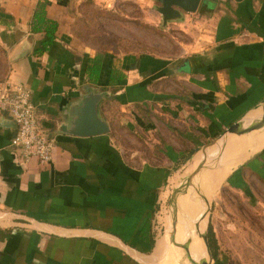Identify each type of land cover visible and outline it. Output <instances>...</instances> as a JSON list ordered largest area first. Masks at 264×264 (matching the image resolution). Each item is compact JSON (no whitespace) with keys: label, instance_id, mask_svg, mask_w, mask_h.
I'll return each instance as SVG.
<instances>
[{"label":"crops","instance_id":"crops-1","mask_svg":"<svg viewBox=\"0 0 264 264\" xmlns=\"http://www.w3.org/2000/svg\"><path fill=\"white\" fill-rule=\"evenodd\" d=\"M39 1L0 0V86L29 91L38 125L53 144L49 163L32 159L21 165L11 146L15 126L0 110V264H176L175 240L169 244L160 218L154 225L157 203L172 171L202 141L263 113L264 0H211L202 11L200 5L204 34L193 35L195 22L184 14L166 24L186 38L175 40L173 57L99 49L80 31L97 10L117 15L135 4L147 8V0H45L46 16L57 30L46 51L36 55L44 37L30 31V22ZM90 59L97 60L96 83L88 81ZM84 85L108 93L99 105L109 125L104 135L61 130ZM124 133L142 140L144 152L125 142ZM235 140L246 157L219 185L264 188V126L229 136L224 147ZM255 143L260 147L248 154ZM216 147L206 149L208 157ZM201 158L196 154L185 171H194L178 198L185 209L211 161ZM186 234L193 238L194 228Z\"/></svg>","mask_w":264,"mask_h":264},{"label":"rangeland","instance_id":"rangeland-1","mask_svg":"<svg viewBox=\"0 0 264 264\" xmlns=\"http://www.w3.org/2000/svg\"><path fill=\"white\" fill-rule=\"evenodd\" d=\"M147 2V8L135 4L130 12L122 8L117 15L112 12L109 15L105 10H97L95 15H89L90 17L84 19V25L80 31L84 33L90 44L99 49L114 48L123 51L133 50L135 53L153 52L161 56H177L178 49L175 40L186 41V38L175 28H166L167 25L162 27L160 15L155 11L158 4L154 0H147ZM121 3L119 2L118 6ZM200 9L202 11V8ZM184 16L188 17L190 22H195V26L191 27L193 35L205 33L206 24L201 26L199 23L203 19L200 12L199 14L197 12L184 13ZM2 71L3 65L0 64V74ZM122 135L125 142H130L131 146L139 149V152H144L142 140L133 139L126 133ZM138 137L140 138V135ZM202 142L206 144L205 140ZM167 143L176 142L168 140ZM123 147L127 150L128 145L125 144ZM208 160L213 159L208 158ZM183 170L178 171L179 173L172 171L174 173L168 179L169 188L166 187L161 193L154 213V225L156 227L158 218L162 224H165L161 226V230L166 229L169 244L174 238L173 223L176 221L177 225L178 220L184 221L181 208L177 205L174 209L169 198L172 184L177 182ZM250 187H242L240 191H236L222 183L212 193L202 232L210 233L214 238L216 255L215 258L212 257L211 264H264V188L255 187L252 184ZM181 244L182 242L176 243L174 249L175 263L193 264L190 258L192 260H197V258L191 257L189 252L188 255L181 248Z\"/></svg>","mask_w":264,"mask_h":264},{"label":"water","instance_id":"water-1","mask_svg":"<svg viewBox=\"0 0 264 264\" xmlns=\"http://www.w3.org/2000/svg\"><path fill=\"white\" fill-rule=\"evenodd\" d=\"M158 5L155 11L160 15L161 26L164 27L169 22L180 21L184 13L196 12L203 0H154ZM240 1V0H234ZM187 59H182V63H186ZM84 94L78 100L72 103L67 111V123L61 125V130L64 133L74 136H96L104 135L109 131L108 123L99 115V105L102 99L108 97L105 91H97L90 85L83 86ZM260 106L264 107V99L260 102ZM264 126V110L261 116L254 119L250 123H246L244 119L238 120L226 127V129L215 139L204 144L199 148L189 161L181 168L184 169L176 183L172 184V191L170 194V204L176 209L178 205V198L186 192L189 179L193 176L194 171L186 173L188 164L196 154H202L201 161L208 160V153L206 149L212 146H217V153L213 156L216 160L222 153L224 144L229 136L243 137L258 131ZM207 153V154H206ZM180 169V170H181ZM179 170V171H180ZM179 173V172H178ZM177 175V174H176ZM175 221V220H174ZM174 232L176 230V221L173 223ZM197 228V227H196ZM205 248L208 259H199L194 261L190 258L193 264H211L212 255L210 253L207 234L201 233L198 236ZM174 241V239L172 240ZM182 249L188 254V244L180 245ZM189 255V254H188Z\"/></svg>","mask_w":264,"mask_h":264},{"label":"bare ground","instance_id":"bare-ground-1","mask_svg":"<svg viewBox=\"0 0 264 264\" xmlns=\"http://www.w3.org/2000/svg\"><path fill=\"white\" fill-rule=\"evenodd\" d=\"M231 142L228 145H225V147L223 148V153H221V155L216 160L209 161V165L207 166L206 172L204 174L202 173L203 177H201L197 194L196 193L194 194L193 201L191 204H189L191 207L185 209V206L182 203L183 199L177 200L179 205L178 207L181 208V212L184 214V221L182 219L178 220L173 237L177 244L178 243L180 244V242H182V244L183 243L188 244V249L190 250V254L193 255L195 259L197 258V260L194 261H198L199 259L202 258L206 259L208 257L206 256L207 254H205L204 245L198 236L203 232L202 220L206 216L207 204L210 195L213 192V190L218 187V185L223 180L225 175L229 172V170L232 167L236 166V164L241 162L246 157V155L242 154L243 155L242 156L240 154L239 151L240 148L237 147L238 140H235L232 143ZM256 144L257 143H255V145H250L251 149H249L250 151L248 154L258 149L261 145V144H257V145ZM217 149L218 147L210 151L209 154L215 155L217 153ZM192 227L194 228V232H195L193 238L188 237L186 234L188 233L189 229H191Z\"/></svg>","mask_w":264,"mask_h":264},{"label":"built area","instance_id":"built-area-1","mask_svg":"<svg viewBox=\"0 0 264 264\" xmlns=\"http://www.w3.org/2000/svg\"><path fill=\"white\" fill-rule=\"evenodd\" d=\"M0 110L9 114L15 126L11 146L16 149L20 164L25 165L32 159L40 164L49 163L53 144L38 125L29 91L21 85H1Z\"/></svg>","mask_w":264,"mask_h":264},{"label":"trees","instance_id":"trees-1","mask_svg":"<svg viewBox=\"0 0 264 264\" xmlns=\"http://www.w3.org/2000/svg\"><path fill=\"white\" fill-rule=\"evenodd\" d=\"M213 3L211 0H203L202 9H210V5ZM57 30V23L54 20L48 19L46 16V1L42 0L36 4L31 22L30 31L33 33H43L44 39L40 42L38 47L34 49L36 55L42 54L51 45L55 38V32ZM96 59L89 60V66L87 67L88 81L96 83L98 78L99 69L96 64ZM207 242L212 257L215 258L216 247L214 246V238L209 233L207 234Z\"/></svg>","mask_w":264,"mask_h":264}]
</instances>
